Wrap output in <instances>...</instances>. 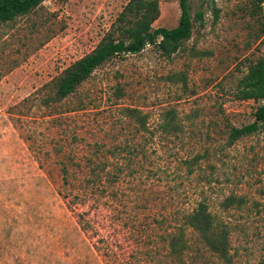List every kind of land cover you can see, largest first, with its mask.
Returning <instances> with one entry per match:
<instances>
[{
	"label": "rangeland",
	"instance_id": "1",
	"mask_svg": "<svg viewBox=\"0 0 264 264\" xmlns=\"http://www.w3.org/2000/svg\"><path fill=\"white\" fill-rule=\"evenodd\" d=\"M128 1L45 0L0 24V264H264V133L231 145L227 134L264 103L236 96L264 57V0H190L192 36L177 52L148 44L116 56L52 100L49 85L96 47ZM159 3L153 27L177 26L179 0ZM169 109L177 133L159 127ZM115 144L133 149L110 167L124 168L119 180L87 187L94 196H86L97 147ZM198 154L201 166L190 170ZM230 195L242 200L226 208ZM202 199L229 229L228 258L191 229L189 248H169ZM90 207L93 237L78 215Z\"/></svg>",
	"mask_w": 264,
	"mask_h": 264
},
{
	"label": "trees",
	"instance_id": "2",
	"mask_svg": "<svg viewBox=\"0 0 264 264\" xmlns=\"http://www.w3.org/2000/svg\"><path fill=\"white\" fill-rule=\"evenodd\" d=\"M45 0H0V24L15 21L18 17L27 15L38 8ZM181 15L178 25L173 28H154V22L160 17L161 9L159 0H129L112 23L110 29L103 35L96 47L74 61L64 69L61 76L54 80L52 85V100L60 101L72 93L88 80L94 71L112 58L128 53H139L148 44H154L167 56L177 52L183 43L190 39L193 30L190 0H179ZM217 11V9H215ZM202 17V13L199 14ZM218 17V13H216ZM264 32V30H263ZM241 87L236 96L239 99H254L264 101V57L252 62L246 75L240 80ZM48 101V100H47ZM131 116H135L139 121L141 131L151 132L145 115L137 108H127ZM176 110H166L162 124L159 127L164 132H175L182 130L177 119ZM259 132L264 133V103L260 104L255 111V120L243 126H228V144L231 145L238 139ZM153 138V137H152ZM98 145V144H97ZM101 146L97 147L99 157H95V164L92 168L93 175L88 177L87 183L83 185L86 196L93 195L87 187H97L104 191L108 186H113L119 180V173L123 172L121 164L116 170L110 167L115 165L118 156L130 155L133 149L115 144L113 147L101 151ZM101 154V155H100ZM118 155V156H117ZM202 155H196L186 161L189 169L193 170L195 165H200ZM68 169H64L66 176ZM108 180V186L105 181ZM94 196V195H93ZM242 199L235 195H230L222 202L224 207L241 202ZM83 200V204H86ZM95 197H92V206H97ZM91 207L79 213L81 228L92 237L97 232L95 222L89 217L92 214ZM184 221L179 226V230L171 233L168 237L169 248L173 253L189 248V241L186 238L187 229H191L199 236V243L219 257L229 256V229L210 209L207 199L198 201L197 205L184 217ZM96 248H100L94 243Z\"/></svg>",
	"mask_w": 264,
	"mask_h": 264
}]
</instances>
